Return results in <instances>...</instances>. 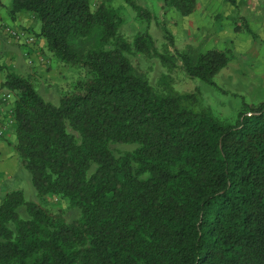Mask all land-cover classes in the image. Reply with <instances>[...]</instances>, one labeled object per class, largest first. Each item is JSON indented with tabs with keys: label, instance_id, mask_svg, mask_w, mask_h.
Instances as JSON below:
<instances>
[{
	"label": "trees",
	"instance_id": "trees-1",
	"mask_svg": "<svg viewBox=\"0 0 264 264\" xmlns=\"http://www.w3.org/2000/svg\"><path fill=\"white\" fill-rule=\"evenodd\" d=\"M111 1L13 0L79 76L54 105L30 77L6 72L14 146L39 201L5 194L0 264H264V101L227 122L187 105L194 94L156 92L130 56L179 60L211 83L228 52H160L147 29L128 40ZM121 1L151 21L138 0ZM163 5L185 16L197 0ZM52 197L78 216L53 212Z\"/></svg>",
	"mask_w": 264,
	"mask_h": 264
},
{
	"label": "rangeland",
	"instance_id": "rangeland-1",
	"mask_svg": "<svg viewBox=\"0 0 264 264\" xmlns=\"http://www.w3.org/2000/svg\"><path fill=\"white\" fill-rule=\"evenodd\" d=\"M152 13L150 22L140 20L135 11L121 0H112L124 21L120 33L128 40L147 29L160 52L177 55L179 51L198 53L208 49L226 50L228 64L207 82L188 76L178 60L169 68L155 57L130 56L137 70L144 74L156 92L194 94L187 105L205 108L216 117L233 122L245 105L264 101V0H239L231 5L226 0H197L195 11L189 15L167 9L163 0H138ZM74 78L79 72H74ZM48 89V88H47ZM38 86L41 96L54 105L59 104L60 90L48 91ZM122 150L130 145H118ZM29 177H21L22 191L26 200L39 201ZM46 204L53 212H60L67 221L78 216V210L65 201L48 198ZM43 203V202H42Z\"/></svg>",
	"mask_w": 264,
	"mask_h": 264
},
{
	"label": "crops",
	"instance_id": "crops-1",
	"mask_svg": "<svg viewBox=\"0 0 264 264\" xmlns=\"http://www.w3.org/2000/svg\"><path fill=\"white\" fill-rule=\"evenodd\" d=\"M12 8L13 0H0V94L9 91L3 86L8 70L30 77L37 90L38 86H43L48 88L47 92L53 88L62 92L66 84L74 80V70L51 56L44 38L37 35L36 40L30 43L25 38H15L7 33L6 27L28 34H37L40 30L41 23L31 12H14ZM12 104L13 97L10 101L0 98V129L4 130L0 137V204L7 192L22 190L21 177H29L14 146L16 135L11 116Z\"/></svg>",
	"mask_w": 264,
	"mask_h": 264
},
{
	"label": "built area",
	"instance_id": "built-area-1",
	"mask_svg": "<svg viewBox=\"0 0 264 264\" xmlns=\"http://www.w3.org/2000/svg\"><path fill=\"white\" fill-rule=\"evenodd\" d=\"M7 33L14 36L15 38H25L27 42H34L36 40L35 34H28L24 31L17 30L15 28L6 27ZM31 62V61H30ZM13 95L11 92H3L0 94V98L4 101H10L12 99ZM4 134V130L0 129V137Z\"/></svg>",
	"mask_w": 264,
	"mask_h": 264
}]
</instances>
